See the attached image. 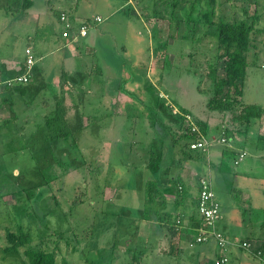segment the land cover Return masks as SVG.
I'll return each instance as SVG.
<instances>
[{
	"label": "rangeland",
	"instance_id": "374dc122",
	"mask_svg": "<svg viewBox=\"0 0 264 264\" xmlns=\"http://www.w3.org/2000/svg\"><path fill=\"white\" fill-rule=\"evenodd\" d=\"M24 1L0 0V80L27 71V48L35 57L28 83L0 85L14 95L18 116L4 99L0 116L10 112L12 121L0 120V264L27 260L25 247L4 251L7 233L19 227L30 234V245L54 251L56 264H212L215 256L191 255L186 242L189 255L179 257L183 241L177 238L188 219L179 205L167 208V234L155 245V202L146 201L158 193L162 203H195L200 174L211 175L221 205L218 229L236 240L228 264H264V147L258 139L264 134V0H79V24L96 15L103 21L92 19L88 35L69 46L59 12L71 2L33 0L26 8ZM221 22L253 25L239 97L262 107L251 124L237 119L242 104L209 108L220 98L212 73L220 77L225 68L215 33ZM106 78L115 84L113 94ZM93 83L104 95H90ZM101 101L113 103L110 111ZM155 120L175 146L160 184L146 183L154 174L145 166L149 158L157 163L168 155ZM191 121L217 140L210 151L189 148ZM218 145L246 155L236 164L239 153H222L228 171L221 173L208 166ZM185 185L191 186L184 194ZM155 186L170 187L171 200L162 201Z\"/></svg>",
	"mask_w": 264,
	"mask_h": 264
},
{
	"label": "trees",
	"instance_id": "16d2710c",
	"mask_svg": "<svg viewBox=\"0 0 264 264\" xmlns=\"http://www.w3.org/2000/svg\"><path fill=\"white\" fill-rule=\"evenodd\" d=\"M78 2L74 6H76ZM33 4H34L33 0H25L23 6L27 8ZM70 19L73 21L72 13H70ZM252 32H253V25L247 24L245 22H239V23L221 22L219 24L218 30L215 33L219 43V49L223 50L221 56L225 59V66H224L225 68H224V74L220 77H218L215 72L212 73V80L214 82V86L216 88V93H217L216 96H220V98L212 99L209 102L210 109L220 108L222 110L232 109L236 106V104H242V109L240 113L237 115V119L250 124L253 119L260 118L263 114V110L260 105L244 104L239 99V97H242L243 95L244 84L247 77V71L249 66V52L252 47ZM18 88L24 90L23 87H18ZM224 88L228 89L226 95H222ZM232 92L234 94H232ZM182 110L186 111L187 109L182 108ZM49 123L50 122L48 121L47 126H49ZM153 124L156 128L155 130L159 135V138L167 142L168 136H166L164 133L167 132L168 129L164 127L161 124V122L158 120L153 121ZM202 126L204 132L207 133L206 130L208 126L207 123L202 122ZM60 133L57 134L58 137L60 136L59 135ZM186 136H188L190 140L193 139L194 135H192V133L190 132V128L189 131L186 132ZM258 139L262 144V146L264 147V134H261L258 137ZM149 196H150L149 198L150 200H154L153 199L154 196L152 194H150ZM167 214L169 215V212L166 213V216H168ZM197 221H198L196 222L197 225L195 224V226H197L196 230L198 231L197 232L198 235L199 228L201 227L203 220L201 219L200 221L199 220ZM216 228L219 232H221L224 235L226 239L230 240L221 230L218 229L217 223H216ZM7 237L10 244L4 248L5 252H9V253L19 252L20 247H25L24 252L27 260H24L22 262H17L15 264H56L55 252L46 251L42 248L30 245L29 243L30 234L24 231L22 227H19L17 231H9L7 233ZM197 244H198L197 250H199L198 252H200V247H202L206 255L208 254V256L209 255L215 256V258L211 260L212 264H216V261L219 258H222L221 247L219 241L216 239L215 236L209 237L206 241L200 243L197 242ZM228 249L229 246H227L226 248L227 255H228L227 252ZM259 252L260 254L263 253L262 250L260 249ZM228 262L221 264H228ZM153 264H170V263H153Z\"/></svg>",
	"mask_w": 264,
	"mask_h": 264
},
{
	"label": "crops",
	"instance_id": "0c3cea01",
	"mask_svg": "<svg viewBox=\"0 0 264 264\" xmlns=\"http://www.w3.org/2000/svg\"><path fill=\"white\" fill-rule=\"evenodd\" d=\"M57 1H59V4H61V5H63V6H67V2H69V4H70V0H57ZM71 5V4H70ZM65 8V10H62V11H66V10H70L71 11V13H72V18H73V21H74V23L75 24H79L78 23V18H77V10H78V4L76 5V6H69V7H64ZM81 12V11H80ZM80 12H79V14H80ZM81 15V14H80ZM62 29H63V27H62ZM87 36V35H86ZM64 40V46H69L70 44H71V42H70V40L69 39H63ZM71 57H73L74 58V56H76L75 55V53L73 52L71 55H70ZM158 59H160V57L158 58ZM0 73H1V69H0ZM15 77V76H14ZM11 78H13V77H11ZM7 79H10V77L9 76H7L4 80H0V85L2 84V83H5V81L7 80ZM105 83H106V85H107V87H108V89H111L112 90V92H110L109 94H113V91H114V88H115V86H113V85H115V84H113V80H112V78H106V81H105ZM97 85V84H96ZM95 86V84L93 83V85H91V87L89 88V93H90V95H92L93 96V98H95L96 96H98V95H104V94H102V92H103V89H99L98 87H94ZM87 87V86H86ZM2 88H6L5 86L4 87H2ZM85 88V87H84ZM11 89H17V90H22V89H20V88H12V87H10V90ZM119 90H126L125 88L124 89H122V88H120ZM119 90H117L118 91V93L120 94V95H123V96H125L126 97V95L121 91V92H119ZM98 91H101V93H97ZM13 92V91H12ZM10 93V92H9ZM13 97H14V95H10V94H8V92H6L5 90L3 91V89H1V87H0V106L1 105H4V99H6V98H8V100H10V101H12L11 102V111L13 112V118H17L18 116L16 115V112L15 111H13V108H12V106H13V104H14V100H13ZM107 101V100H106ZM105 101V102H106ZM6 103V102H5ZM7 103H10V102H7ZM102 103H104V101H101V106H104V108H109V111H110V108H111V106H113V103L112 102H109V107L108 106H106V105H103ZM185 109H187V108H185ZM12 115H11V113L9 112V114H8V116L7 117H4V116H0V120L1 121H4V122H9V121H12ZM155 132H156V130H155ZM157 133V132H156ZM170 134V133H169ZM209 136H210V134H209ZM213 137H215V136H213ZM154 139H156V138H154ZM168 139H169V137H168ZM161 140V139H160ZM141 141H143V140H140V142ZM162 141H164V140H162ZM164 144H165V146H166V149H167V151H168V155L166 156V160L165 161H163V160H160V161H158L157 163H155V158L153 159L152 157L151 158H149V160H148V163L145 165V166H147V167H151L152 169H153V172H154V174L153 175H150L149 174V179H146V183L148 182V183H151L152 182V179H154V180H156V181H158V183L160 184V182L163 180V177H164V175L162 174V171L164 170V169H166L167 168V166H169V162H171V159H172V156H173V153L175 152V146H173L172 144H170V146H169V142H168V140H167V142H163ZM217 143H220V142H217ZM215 144H216V142H215ZM214 144V145H215ZM213 145V146H214ZM220 145H221V143H220ZM212 146V147H213ZM220 146L218 145L217 146V149L214 151V153H210V157H211V159L208 161L209 162V164L210 165H208V166H211V164L212 165H214V166H216L217 168H218V170L219 171H221V173L223 172V173H225V172H227L228 171V168H227V166H224L223 165V163H222V153H224V152H226V151H228V152H236V153H239V151L242 149H236V148H234V146H232V145H230V147H225V148H219ZM135 155H137V156H140L141 154L139 153V151L137 150V152L135 153ZM135 157V156H134ZM147 158H148V156H147ZM146 158V159H147ZM208 173V172H207ZM211 173V172H210ZM203 176V174H200V176L195 180V182L197 183V192H196V199H195V203H162V202H159L160 200L157 198V197H159L158 196V193H157V197L156 198H153L154 199V202L155 203H153V204H155V216H152V218L151 219H155V220H153L152 222H156L155 223V225H156V227H157V231L156 232H154V235H153V242H154V244L155 245H157V244H159L160 243V241L164 238V237H166V234H167V232L165 231V226H166V224H167V216H166V213H167V208L170 206V207H173V206H175V205H179L180 207H178V208H181V211L182 212H185L186 211V213H187V217H188V219H187V222H184V224H186L185 226H184V228H186V230L185 231H183L181 234H182V236H180V238H177L178 239V241H179V243L181 242V241H183L179 246H181L180 247V251L179 252H177L178 254H179V257L180 258H182L183 257V254L184 255H189V253H188V249L186 248V245H184L185 244V242H186V244H187V246H189L188 248H192L194 251H192L191 253V255H194L195 254V252L197 251H199V250H197V247H198V244L197 243H195V244H192V243H194V240H195V237L197 236V234H195V235H193L192 236V233H189L188 231H190V228H192V229H194V226H195V221L196 222H198L197 220H201L202 218H201V216H200V214H199V211H198V199H199V180H200V178ZM151 178V179H150ZM195 178V177H194ZM151 181V182H150ZM156 184V183H155ZM162 186V185H161ZM161 186H159V188H157V186H155V190L156 189H158V191L159 192H161V195L160 196H162L161 197V200L162 201H169V200H171L170 199V197L171 196H173L172 194H170V191H172V189L170 188V187H166V186H164V189H161L162 187ZM191 185H185V187H184V194L185 193H188L189 192V187H190ZM163 194V195H162ZM183 194V195H184ZM169 196V197H168ZM150 197L148 196L147 197V199H146V201H147V203H149V199ZM186 198V197H185ZM156 200V201H155ZM143 216H146V214H143ZM156 217H158V219L156 218ZM180 217V216H179ZM186 218V217H185ZM184 220H181V219H177V223H182ZM160 224H163V227L161 226L160 227ZM197 225V224H196ZM183 226V225H182ZM160 228V229H159ZM163 228H164V230H163ZM196 228H197V226L195 227V230H196ZM160 231V232H159ZM230 240H231V244L229 245V249L231 248L230 246L233 244V243H235V239L233 238H229ZM171 241H173V239H172V237H171V239H170ZM193 241V242H192ZM194 245V246H192V245ZM200 245V244H199ZM201 245H203V244H201ZM236 245V244H235ZM234 244H233V246L234 247H236ZM184 247V248H183ZM194 247V248H193ZM232 251H233V249H232ZM199 253V255L201 256V255H203V256H205L204 254V251H203V248L202 247H200V252H198ZM204 253V254H203ZM162 253H160L159 255H161ZM172 255H173V253H171ZM175 255V254H174ZM198 258V257H197Z\"/></svg>",
	"mask_w": 264,
	"mask_h": 264
},
{
	"label": "built area",
	"instance_id": "2783aa9c",
	"mask_svg": "<svg viewBox=\"0 0 264 264\" xmlns=\"http://www.w3.org/2000/svg\"><path fill=\"white\" fill-rule=\"evenodd\" d=\"M79 0H70L71 5H75ZM70 11H61L59 12V19L63 24L62 35L64 38L69 39L70 42L76 41L79 36L88 35L89 30L92 28L91 20L93 22L99 23L103 21V17L101 15L93 16L88 21H85L81 24H75L70 19ZM27 71L22 74H18L13 78L7 79L5 84L8 86H13L14 84H26L29 82L31 77V72L33 69V65L35 64V57L33 55V51L31 48H27ZM186 117L190 118V115H186ZM190 132L194 135L193 139L190 140L189 146L191 149L197 150L202 149L204 151H210L212 146L217 141L215 138L211 139L209 136L205 135L200 126H198L195 122L191 121L189 123ZM246 153L239 152V159H236V164L239 163L241 157L245 156ZM220 210L221 205L216 198L215 191L213 188V182L211 179V175L202 176L199 182V199H198V211L203 220L201 227L199 228V233L195 239V242L200 243L206 241L209 237L215 236L219 241L222 258H219L216 261V264L226 263L229 261V256L226 253V248L231 244V241L226 239L224 235L219 232L216 228V223L220 218ZM194 244V243H192ZM245 247H249L250 244L247 241H244L243 244Z\"/></svg>",
	"mask_w": 264,
	"mask_h": 264
}]
</instances>
